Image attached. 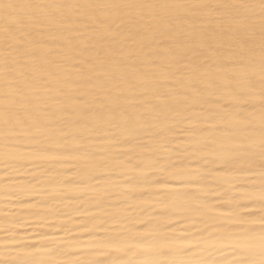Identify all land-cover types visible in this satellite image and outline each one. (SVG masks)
I'll list each match as a JSON object with an SVG mask.
<instances>
[{"label":"bare ground","instance_id":"obj_1","mask_svg":"<svg viewBox=\"0 0 264 264\" xmlns=\"http://www.w3.org/2000/svg\"><path fill=\"white\" fill-rule=\"evenodd\" d=\"M0 264H264V0H0Z\"/></svg>","mask_w":264,"mask_h":264}]
</instances>
